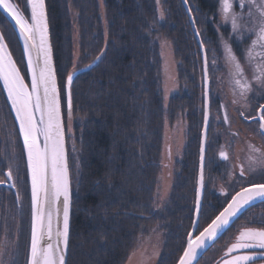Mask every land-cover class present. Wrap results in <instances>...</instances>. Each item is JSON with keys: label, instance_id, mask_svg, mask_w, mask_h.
I'll list each match as a JSON object with an SVG mask.
<instances>
[{"label": "trees", "instance_id": "1", "mask_svg": "<svg viewBox=\"0 0 264 264\" xmlns=\"http://www.w3.org/2000/svg\"><path fill=\"white\" fill-rule=\"evenodd\" d=\"M190 1L197 30L203 33L204 39L211 37L213 40L214 29L203 18L215 11V0ZM13 2H18L22 8L26 3L25 0ZM162 2L165 17L158 21L155 0H104L103 33L96 0H46L54 67L61 84L66 77L65 69L71 68L70 10L75 13L79 54L83 58L80 67L92 62L101 49L106 48V55L98 66L76 74L78 78H74L72 85V144L75 146L74 162L79 167L72 173L70 170L75 182L73 188L71 186L67 264H125L137 238L145 236L147 230L157 224L163 233V242L156 264H174L185 244L193 218L203 117L202 109L198 110V105L203 103L198 87L201 58L180 0ZM0 19L7 24L9 32L4 34L19 64L22 50L17 36L1 13ZM0 32H3L1 25ZM157 36L171 46L178 83V90L169 97L166 109L162 104ZM11 39L16 43L17 53L11 47ZM20 66L23 68L24 64ZM0 95L2 113L7 114L11 138L13 133L16 135L19 153L22 142L18 139L14 113L6 102L2 85ZM182 112L187 122L185 148L175 165L177 172L167 203L156 214L151 208L160 166L164 116L173 123ZM66 117L65 107L67 126ZM68 138L66 135V145ZM206 158L208 162L205 163L209 164L207 151ZM25 171L26 164L22 161L21 175ZM20 186L28 205V229L22 254V264H26L30 198L29 186L25 182ZM203 202L206 216H214L225 200L211 193L207 200L203 194ZM263 205L257 203L243 211L215 243L221 242L240 221H250V225L257 226L260 219L255 214ZM209 221L202 219L201 227Z\"/></svg>", "mask_w": 264, "mask_h": 264}, {"label": "snow or ice", "instance_id": "2", "mask_svg": "<svg viewBox=\"0 0 264 264\" xmlns=\"http://www.w3.org/2000/svg\"><path fill=\"white\" fill-rule=\"evenodd\" d=\"M159 3L160 0H157ZM184 3L188 4L189 0H184ZM235 3L236 0H218L217 13L212 18L218 39L216 42L204 39L199 44L204 53L200 170L194 191L191 227L176 264H194L203 251L213 246L231 228L243 211L255 206L257 201L264 204V181L251 182V177L257 173L264 176V143L260 147L248 143L245 160L239 162L237 157L238 163L228 170V185L221 188L225 203L214 216H206L202 197V190L206 187L204 169L207 132L213 120L211 104L215 101L210 71H215L221 60L227 69V86L233 97L231 103L240 105L242 110H239V115L255 126L256 135L264 141V102H261L264 101V0H238L239 12L234 10ZM0 9L14 22V32L18 34V40L23 42L22 60L18 64L6 35L0 32V85L6 93L10 111L14 113L18 139L22 140V149L18 153L17 138L13 133L12 138L6 142L8 147L0 152V163L7 169L2 174L3 178H0V185L15 190L16 213L13 220L24 214V196L19 184L25 182L30 188V232L26 264H67L72 198L66 135L72 120V85L74 78H78L76 74L81 71L83 58L74 54L71 70L65 69L66 77L61 84L53 64L46 0H26L23 8L13 0H0ZM188 11L191 14L192 8ZM217 14L219 22L215 20ZM164 17L165 13L160 12L158 19L163 20ZM224 25H230L227 36L221 31ZM196 35L202 36L203 33L197 30ZM233 40L239 45H246L240 49L239 54L233 46ZM208 44L214 46L209 48ZM104 55L106 48L101 49L100 54L83 67L91 70L98 66ZM20 64H24V67ZM217 83L220 85L219 90H222L224 78H217ZM65 107L69 126L64 121ZM252 111L256 113L254 116L250 115ZM219 112H223V122L230 125L227 105L223 102L219 104ZM219 112L214 117L216 121L221 119ZM219 157L230 161L223 146ZM22 161L26 162L24 175H21ZM237 168L238 175L235 171ZM158 198L163 202V197ZM160 208L161 205H156V209ZM202 219L210 222L201 227ZM3 227L0 264H16L15 247H18L20 222L17 220V239L12 242L14 248L11 250L7 218ZM159 228L157 224L152 229L158 237ZM236 231L237 234L221 257L222 264H257L258 257L260 264H264V218L259 220L257 226H249L246 222Z\"/></svg>", "mask_w": 264, "mask_h": 264}, {"label": "rangeland", "instance_id": "3", "mask_svg": "<svg viewBox=\"0 0 264 264\" xmlns=\"http://www.w3.org/2000/svg\"><path fill=\"white\" fill-rule=\"evenodd\" d=\"M192 1V0H191ZM190 1V2H191ZM103 2L104 0H96L99 18L101 23V28L104 33L105 31V18H104V10H103ZM193 2V1H192ZM156 5V14L157 19L159 17L160 12L165 13V7L163 6L162 0H160L159 5L157 4V0H155ZM194 7L195 5L192 4ZM195 8V7H194ZM218 9V0H215V8L214 12H211L209 15H204L206 21L210 22L211 28L214 29V39L211 37H207V40L216 42L218 39L217 32L214 28L213 15L217 13ZM234 10L239 12L240 8L238 5V0L234 4ZM70 21H71V51H72V59L75 58L74 54H79L78 47V33L75 25V13L70 10ZM195 17L197 18L198 14L194 12ZM206 14V13H205ZM202 19V20H203ZM216 22H219L220 17L217 14L215 16ZM158 21H163L159 20ZM0 25L2 26L3 33L6 32L8 34L7 24L0 19ZM5 26V27H4ZM7 30V31H6ZM221 31L225 36L228 35L230 31V25H224L221 28ZM205 37V36H204ZM203 35L201 36L202 40H204ZM9 38H11L9 36ZM157 43L159 49V57L161 62V93H162V104L163 108L166 109L169 97L178 90V83L176 81V69H175V61L172 55V49L168 41L164 38L157 36ZM12 40V39H11ZM250 43V41H248ZM214 44H208L207 47L211 48ZM233 46L236 48L238 54L240 49L245 47L246 45H239L233 40ZM15 53H17L16 43L12 40L11 46ZM80 55V54H79ZM197 58V56H196ZM71 59V61H72ZM211 59V57H209ZM71 70V68H70ZM69 70V71H70ZM250 75V72L248 73ZM211 76V86L213 88V92L215 93V101L211 104L212 116L213 120L208 129L207 133V154L209 157V164H206V168L204 170L205 177V185L204 188V199L207 200V197L211 193H216L220 196V199L224 201V196L221 194V188L227 187L229 182V177L227 175L228 170L232 169L235 164L238 163L237 157H239V162H243L245 157L247 156L248 151V143L255 144L257 147H260L264 141L261 140L259 136L255 133V126L250 124L249 121H246L244 117L239 115L240 105H233L231 103L233 97L227 86L226 76L227 69L225 68L223 61L221 60L218 68L215 71H210ZM217 78H224L225 83L222 90L220 89V85L217 83ZM202 72L201 65H198V87H199V98L202 102L203 97V89H202ZM2 96L0 95V152L4 151L8 145L7 141L11 139V127L9 126V122L7 120V114L2 113L3 107ZM223 102L227 105V112L231 121V124H225L223 122V112H219V104ZM264 102V101H261ZM203 103L198 105V110L202 109ZM5 112V111H4ZM219 112L221 119L216 121L214 117ZM255 111H252L250 115H254ZM185 114L179 113L177 118L173 123H170L167 119V116H164L163 122V132H162V142H161V151L159 158V171L157 175V182L155 187V193L152 200V208L153 212L160 213L167 203L169 193L171 190V185L174 180V174L176 171V162L181 159L182 153L185 148L186 138H187V122L185 120ZM67 119V117H66ZM201 120V116H200ZM202 123V122H201ZM73 117L70 123V131L67 133V154L69 157V165L70 170L77 169V162H74L73 155ZM67 126H69V121L67 119ZM236 133L237 135H233ZM223 146L224 150L229 154L230 161H224L219 157V151ZM211 152V155L210 153ZM71 157V158H70ZM71 159V161H70ZM207 162L208 159L206 158ZM6 166L3 163H0V178H3L2 174L5 172ZM236 174L238 175L239 169L237 168ZM70 173L71 178V186L73 188L75 179ZM264 181V176L257 173L251 177V182H261ZM19 189L21 191V186L19 184ZM159 189V191H158ZM195 189V187H194ZM238 188H236L237 190ZM24 196V214L22 217H17L16 220H13V216H15L16 208L14 204L15 200V190L8 189L7 187L0 186V239L4 237V223L7 218L8 227H9V249H13V241L17 239V220L20 222L19 227V236H18V247H15V251L17 252L16 256V264H22V254L25 246V240L27 236V214H28V205H26L25 199V191H21ZM11 195V196H10ZM158 196L163 197V202L158 198ZM230 197V196H229ZM228 197V198H229ZM10 200V201H9ZM8 202V203H7ZM156 205H161L160 209H156ZM249 212V211H248ZM247 212V213H248ZM256 215L257 219L264 218V205L263 207L257 209ZM246 222L250 221H240L232 227L230 233L226 234V236L222 239L221 242L215 243L210 249L203 255L201 261L198 264H217L219 261L222 264L221 257L226 251L227 245L234 239L237 234V228L241 225H244ZM156 226V225H155ZM153 226V227H155ZM153 227L147 230V234L143 237H138L135 243V248L130 252L125 264H156L158 257L161 254V246L163 242V233L159 228V237L156 233L152 231ZM5 259H7V254L5 255ZM260 264V261L257 262Z\"/></svg>", "mask_w": 264, "mask_h": 264}, {"label": "water", "instance_id": "4", "mask_svg": "<svg viewBox=\"0 0 264 264\" xmlns=\"http://www.w3.org/2000/svg\"><path fill=\"white\" fill-rule=\"evenodd\" d=\"M25 1H26V0H25ZM180 2H181L182 6H183V8H184V10H185V13H186L187 17H188V21H189V23H190L191 30H192V32H193V35H194L195 41H196L197 46H198V49H199L200 58H201V63H202V67H203V57H204V53L201 52V50H200V48H199V44H200V42H201V38H200V36H197V35H196L197 28H196V25L193 24L194 19H193L192 13L189 14V11H188V9L190 8V7H189V4H185V3H184V0H180ZM0 12L4 15V17L7 19V21L10 23L11 27H12L13 30H14V28H15V24H14L13 21H11V18L8 17L7 14L3 12L2 9H0ZM15 34H16V36H17V38H18V34H17V33H15ZM49 39H50V35H49ZM18 41H19V40H18ZM19 43H20L21 49H23V42H22V41H19ZM25 62H26V61H25ZM53 64H54V61H53ZM80 68H81V71H80V72L87 70V69H85L84 67H80ZM80 72H78V73H80ZM78 73H77V74H78ZM17 128H18V125H17ZM202 130H203V121H202V127H201V131H200V140H199V149H198V164H197L196 186H197V179H198L199 170H200V141H201ZM21 142H22V140H21ZM238 190H239V189H238ZM233 194H234V193H233ZM29 196H30V188H29ZM202 196H203V190H202ZM229 199H230V198H229ZM258 202H259V201H257L256 203H258ZM209 222H210V221H209ZM205 226H206V225H205ZM29 232H30V221H29ZM196 234L198 235V233H196ZM186 238H187V235H186ZM186 238H185V244H186ZM28 239H29V235H28ZM185 244H184V246H185ZM182 251H183V249H182ZM182 251H181V253H182ZM206 251H207V250H206ZM206 251H203L202 255H203ZM67 252H68V248H67ZM67 252H66V259H67ZM181 253H180V254H181ZM180 254H179V255H180ZM202 255L199 256L198 260L200 259V257H201ZM177 259H178V258H177ZM177 259H176V260H177ZM196 263H197V261L194 262V264H196ZM174 264H176V261H175Z\"/></svg>", "mask_w": 264, "mask_h": 264}, {"label": "flooded vegetation", "instance_id": "5", "mask_svg": "<svg viewBox=\"0 0 264 264\" xmlns=\"http://www.w3.org/2000/svg\"><path fill=\"white\" fill-rule=\"evenodd\" d=\"M255 115V114H254ZM254 115H252V116H254Z\"/></svg>", "mask_w": 264, "mask_h": 264}]
</instances>
